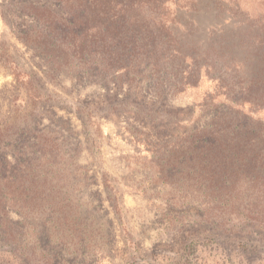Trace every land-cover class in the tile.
Segmentation results:
<instances>
[{"label":"rangeland","instance_id":"rangeland-1","mask_svg":"<svg viewBox=\"0 0 264 264\" xmlns=\"http://www.w3.org/2000/svg\"><path fill=\"white\" fill-rule=\"evenodd\" d=\"M0 264H264V0H0Z\"/></svg>","mask_w":264,"mask_h":264}]
</instances>
